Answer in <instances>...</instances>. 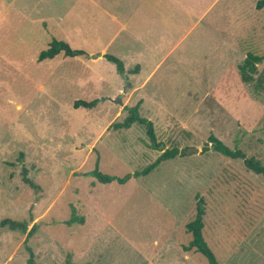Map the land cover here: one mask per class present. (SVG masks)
Wrapping results in <instances>:
<instances>
[{
	"label": "rangeland",
	"instance_id": "374dc122",
	"mask_svg": "<svg viewBox=\"0 0 264 264\" xmlns=\"http://www.w3.org/2000/svg\"><path fill=\"white\" fill-rule=\"evenodd\" d=\"M257 1L0 0V221L27 228H0V264H209L183 250L197 195L218 263L264 264V177L200 151L213 134L264 163V95L238 68L264 57ZM52 38L85 54L37 61ZM138 101L162 147L190 153L98 182L97 160L122 177L161 153L144 126L111 127Z\"/></svg>",
	"mask_w": 264,
	"mask_h": 264
},
{
	"label": "trees",
	"instance_id": "16d2710c",
	"mask_svg": "<svg viewBox=\"0 0 264 264\" xmlns=\"http://www.w3.org/2000/svg\"><path fill=\"white\" fill-rule=\"evenodd\" d=\"M256 7L261 9L264 7V0H258L256 2ZM63 54L67 57H75L77 55L85 54V51L73 49L66 41L58 40L56 38H52L49 42L48 47L42 50L38 56L37 61H43L46 59H53L57 55ZM104 57L113 62L116 65V69L119 74H123L125 72V67L123 61L115 55L105 53ZM264 57L261 55H256L251 52L246 54L244 60L239 64V73L240 78L244 83L252 84L255 91L262 93L264 95V69L261 72H258L257 65L263 61ZM97 103V100L85 101V100H76L74 102V106L77 107H85L92 108ZM141 101H138L134 106H130L127 108V115L124 117L122 121L113 122L111 127L114 129H128L133 124H139L145 127V133L149 140V145L153 149H158L161 151L160 155L156 157V159L145 166L142 170L126 174L125 176L119 177L115 175H110L102 172L99 169V161L97 160L96 166L90 172L89 175L93 176L98 182L101 183H111L116 181L120 184L126 183L132 177H138L141 175H147L152 170H154L161 162L175 158L177 156H183L184 154H189L185 149H179L178 147L171 148H163L162 143L157 140V136L155 133L154 124L151 120L146 117L140 115ZM212 149L215 152L222 154L228 158L232 159H241L243 161L244 166L251 170L252 172L262 175L264 177V163L254 156H247L241 149L239 148H230L226 144H224L219 138L210 134L208 137L207 145H204L200 151L205 152L206 150ZM206 214V205L203 197L200 195L196 196V212L193 219H191L186 224V231L190 233L191 239L188 244L183 246L184 251H194L199 252L204 255L209 264H219L216 260L215 254L212 249L208 245L205 236L203 234L204 229V216ZM83 217H77L72 215L71 218L67 221L70 225L73 222L81 221ZM10 226L11 229L14 228H23L26 231V227L24 228L21 223H17L10 219H3L0 221V228ZM32 230L29 231L31 233ZM27 264H37L34 261L32 255L28 258Z\"/></svg>",
	"mask_w": 264,
	"mask_h": 264
},
{
	"label": "water",
	"instance_id": "95a60500",
	"mask_svg": "<svg viewBox=\"0 0 264 264\" xmlns=\"http://www.w3.org/2000/svg\"><path fill=\"white\" fill-rule=\"evenodd\" d=\"M98 55H101V54H97L95 56H98ZM88 56H92V55H88ZM109 99L112 101H115L116 103L122 104V100L120 97H117L116 99H111V98H109Z\"/></svg>",
	"mask_w": 264,
	"mask_h": 264
},
{
	"label": "crops",
	"instance_id": "0c3cea01",
	"mask_svg": "<svg viewBox=\"0 0 264 264\" xmlns=\"http://www.w3.org/2000/svg\"><path fill=\"white\" fill-rule=\"evenodd\" d=\"M106 51H107V50H106L105 48H103L102 50L97 51V52L107 53ZM115 93H116V92H114L111 96H114Z\"/></svg>",
	"mask_w": 264,
	"mask_h": 264
}]
</instances>
